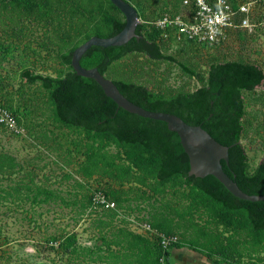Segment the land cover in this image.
I'll list each match as a JSON object with an SVG mask.
<instances>
[{
	"label": "rangeland",
	"instance_id": "374dc122",
	"mask_svg": "<svg viewBox=\"0 0 264 264\" xmlns=\"http://www.w3.org/2000/svg\"><path fill=\"white\" fill-rule=\"evenodd\" d=\"M99 1L106 9L96 8L87 17L90 0H0V112L12 118L0 122V264H130L136 258L128 247L133 234L148 240L159 264H264L261 252L223 260L175 247L186 239L211 240L216 246L227 233L202 209L182 214L187 205L182 180L153 191L157 184L152 179L140 185L89 171L83 132L58 122L47 90L21 76L25 68L42 75L64 74L70 69L64 55L85 31L99 25L107 33L102 13L124 17L108 8L106 0ZM228 1L234 7L246 3L248 10L235 14V22L246 18L249 25L230 28L222 45L202 46L176 40L172 28L164 34L155 25L164 12L186 15L189 10L181 0H129L143 33H152L164 54L196 72L205 74L210 63L224 60L255 62L264 71V0ZM104 75L144 84L162 97L202 84L175 61L141 52L112 62ZM241 92L240 142L252 172L264 157V84ZM105 150L107 158L124 161L118 147L110 144ZM111 190L117 197L113 207L94 200L98 193L112 196ZM161 222L167 226L159 228ZM72 233L78 251L69 253L64 248Z\"/></svg>",
	"mask_w": 264,
	"mask_h": 264
},
{
	"label": "trees",
	"instance_id": "16d2710c",
	"mask_svg": "<svg viewBox=\"0 0 264 264\" xmlns=\"http://www.w3.org/2000/svg\"><path fill=\"white\" fill-rule=\"evenodd\" d=\"M90 1L92 9L88 10L90 16L87 17H91L96 8H105L99 0ZM106 4L108 8L121 13L110 0H106ZM107 13L101 15V21L107 17L104 20L107 33L104 34L103 27L99 25L85 31L84 37L76 41L64 55L70 68L64 74L42 75L25 68L21 76L30 83L38 81L47 90L54 118L58 122L83 132L86 140L85 162L89 171L101 172L118 182H136L140 185H148V179H152L157 184L152 186L153 191H158V186H164L167 182L182 180L187 187L183 193L187 205L182 214L202 209L227 233L216 246L211 240L200 242L198 239H186L177 242L175 247H189L207 257L216 254L223 260L237 259L245 253L264 254V200L240 199L212 175H189L188 157L180 138L164 121L142 117L118 107L94 79L77 75L73 70L70 60L76 46L92 35H114L124 26V17L108 18ZM142 28V22H139L135 31L141 36L133 37L121 46L92 45L81 57V65L87 68L96 66L105 74L112 62L129 52L175 61L186 74L202 84L192 91H179L169 97H162L144 84L123 79L112 80L130 101L148 110L174 113L187 123L201 125L218 142L228 147V160H221L223 170L243 191L264 194V159L252 172H248V155L240 142L244 128L241 91L264 84L261 66L255 62L224 60L210 63L205 74L196 72L174 56L164 54L153 34L149 32L145 35ZM154 32L159 31L156 29ZM110 144L122 150L124 161L107 158L105 148ZM111 194V198L104 195L115 204V190H111ZM166 226L163 222L159 224V228ZM242 233L246 238H241ZM66 241V252L78 251L75 234L68 235ZM128 247L136 254L134 262L130 264H159L154 248L150 247L144 236L133 234ZM204 248L206 252H203ZM85 249L90 251L88 247ZM167 256L165 252L166 260Z\"/></svg>",
	"mask_w": 264,
	"mask_h": 264
},
{
	"label": "water",
	"instance_id": "95a60500",
	"mask_svg": "<svg viewBox=\"0 0 264 264\" xmlns=\"http://www.w3.org/2000/svg\"><path fill=\"white\" fill-rule=\"evenodd\" d=\"M124 15V26L111 36L92 35L76 46L71 54V66L77 75L94 79L106 96L111 98L118 107L137 114L164 121L168 128L175 131L180 143L187 154L189 175L204 177L212 175L234 196L249 200H264V194H249L243 191L237 183L223 170L221 160H228V147L218 142L207 130L199 124H190L180 116L164 112L148 110L126 98L118 89L115 82L102 74L96 66L84 67L80 63L83 54L92 46H121L131 38H139L136 26L140 22L136 8L125 0H110ZM264 157L260 160L262 161ZM259 161V162H260Z\"/></svg>",
	"mask_w": 264,
	"mask_h": 264
},
{
	"label": "built area",
	"instance_id": "2783aa9c",
	"mask_svg": "<svg viewBox=\"0 0 264 264\" xmlns=\"http://www.w3.org/2000/svg\"><path fill=\"white\" fill-rule=\"evenodd\" d=\"M182 5L189 11L186 15L164 12L155 21V25L166 33L174 30L176 40H184L195 45L219 46L222 45L227 32L238 25H249L246 18L235 22V14L245 13L248 10L246 3H238L235 7L228 0H181ZM142 22V20H141ZM7 111L0 112V122L11 121ZM94 200L105 207H113L114 201L108 200L104 194H96ZM165 243V239H162Z\"/></svg>",
	"mask_w": 264,
	"mask_h": 264
}]
</instances>
